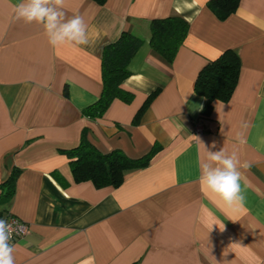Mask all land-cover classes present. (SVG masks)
Wrapping results in <instances>:
<instances>
[{"label":"crops","instance_id":"1","mask_svg":"<svg viewBox=\"0 0 264 264\" xmlns=\"http://www.w3.org/2000/svg\"><path fill=\"white\" fill-rule=\"evenodd\" d=\"M21 2L0 0V181L19 171L0 218L29 229L12 243L15 264H264V0H240L224 20L208 0H66V17L87 23L89 44L55 48L41 25L16 19ZM171 16L189 29L167 61L151 50L150 22ZM122 31L142 39L122 83L132 99L89 119L82 111L102 90V50ZM228 49L240 59L237 84L202 116L194 82ZM84 131L101 153L153 157L118 187L75 182L63 151ZM200 142L250 165L240 169L238 209L199 183Z\"/></svg>","mask_w":264,"mask_h":264},{"label":"trees","instance_id":"2","mask_svg":"<svg viewBox=\"0 0 264 264\" xmlns=\"http://www.w3.org/2000/svg\"><path fill=\"white\" fill-rule=\"evenodd\" d=\"M103 5L106 0H93ZM240 0H208L207 8L219 19L224 20L238 7ZM189 29V23L180 16L154 19L150 22L149 44L151 50L167 61H171L182 45ZM142 44V39L129 31H122L118 38L105 45L101 54L102 90L98 99L83 109L89 119L103 116L114 100L130 102L132 95L122 88L123 81L130 75L128 64ZM240 59L236 51L225 50L216 59L207 63L199 71L194 82V91L204 98L202 116H208L214 101L226 102L230 99L238 81ZM150 94L142 109L155 97ZM82 133L79 144L63 151L68 157L70 170L75 182L90 181L95 187H118L124 176L133 170L149 165L153 150L146 155L132 159L119 150L109 153L99 152ZM18 170H13L9 177L0 181V200L10 198L14 193ZM2 212V210H0Z\"/></svg>","mask_w":264,"mask_h":264},{"label":"clouds","instance_id":"3","mask_svg":"<svg viewBox=\"0 0 264 264\" xmlns=\"http://www.w3.org/2000/svg\"><path fill=\"white\" fill-rule=\"evenodd\" d=\"M66 0H22L15 6L16 19L26 24L36 23L43 27L48 43L53 48L61 45H88V25L80 15L66 17ZM237 140L243 143L242 133ZM206 152V159L200 164L199 183L220 198L230 209H238L244 203L241 168L250 165L241 162L235 151L229 153L224 147L211 151L200 142ZM211 148H216L213 142ZM224 230V224L220 226ZM11 226L0 219V264H15V245L10 243Z\"/></svg>","mask_w":264,"mask_h":264},{"label":"built area","instance_id":"4","mask_svg":"<svg viewBox=\"0 0 264 264\" xmlns=\"http://www.w3.org/2000/svg\"><path fill=\"white\" fill-rule=\"evenodd\" d=\"M202 131L203 130L199 126L195 128L196 133H200ZM4 220L8 222L12 229L10 243L23 238L28 233V225L19 218L13 215H8L6 218H4Z\"/></svg>","mask_w":264,"mask_h":264}]
</instances>
